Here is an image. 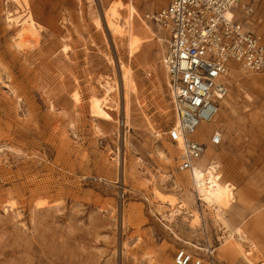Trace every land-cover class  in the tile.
Wrapping results in <instances>:
<instances>
[{
  "label": "rangeland",
  "instance_id": "obj_1",
  "mask_svg": "<svg viewBox=\"0 0 264 264\" xmlns=\"http://www.w3.org/2000/svg\"><path fill=\"white\" fill-rule=\"evenodd\" d=\"M119 1L140 14L134 22L146 38L135 58L125 41L115 42L105 21L106 10ZM247 1L256 10L250 28L264 37V0ZM28 2L40 35L18 49L7 21L15 5L0 0V264H174L181 248L205 260L213 251L218 264H247L243 256L225 253L228 234L197 200L191 180L175 184L177 156L167 148L173 145L167 132L176 119L162 62L166 43L158 40L166 35L149 18L164 0ZM120 13L127 15L126 9ZM121 63L132 70L138 89L128 118ZM235 70L217 118L223 143L213 148L224 181L236 187L227 217L258 248L255 262L264 264V74ZM252 77L262 84L253 88ZM105 81L115 87L110 123L89 112L90 93L103 95ZM77 88L79 106L72 98ZM51 103L66 122L53 115ZM215 129L200 125L198 139L207 145ZM152 177L160 192L176 199V208L187 204L172 225L169 209L160 211L145 184ZM11 205L15 212L7 214ZM193 210L202 217L197 232L189 229Z\"/></svg>",
  "mask_w": 264,
  "mask_h": 264
},
{
  "label": "built area",
  "instance_id": "obj_2",
  "mask_svg": "<svg viewBox=\"0 0 264 264\" xmlns=\"http://www.w3.org/2000/svg\"><path fill=\"white\" fill-rule=\"evenodd\" d=\"M149 16L167 36L163 66L168 74L172 106L177 122L169 140L182 144L178 172L194 174L207 145L197 136L202 124H213L221 103L229 94L233 69L264 74V37L250 28L256 10L247 0H164ZM243 17L242 21L240 18ZM223 135L212 132L210 144L220 146ZM198 201L201 194L196 191ZM174 264H218L181 248Z\"/></svg>",
  "mask_w": 264,
  "mask_h": 264
},
{
  "label": "bare ground",
  "instance_id": "obj_3",
  "mask_svg": "<svg viewBox=\"0 0 264 264\" xmlns=\"http://www.w3.org/2000/svg\"><path fill=\"white\" fill-rule=\"evenodd\" d=\"M11 1L15 5V10L8 12L7 21L9 26L14 28V30L16 31V47L18 49H23L31 40H38L40 35V28L37 26V23L33 19L28 0ZM127 6L128 7H125L124 4L120 1L117 3H113L112 6L106 10L104 17L107 27L111 32L115 42L118 43L119 41H125L129 57L135 58L140 51L146 37L143 38L137 34L138 27L134 22L137 17L140 18V14L138 13L137 9L131 3H129ZM124 9H126L127 13L125 18L122 17L120 13V11ZM95 25L97 29H102V24L99 18L95 19ZM146 26L147 28L149 27L147 24ZM149 32V29H145L146 34H148ZM158 40L162 44L166 43L167 46V36L166 39L159 38ZM65 51L67 52L66 49ZM109 62L110 64H114V61L111 58H109ZM237 72L238 71L235 69L231 70L229 74L230 79L232 78L233 80L236 77ZM121 73L125 90V111L126 117L128 118L129 113L131 112L130 102L132 95L138 96V89L133 79L132 70L123 63H121ZM167 79L168 88L170 90L168 74ZM248 83H250L253 88H256L257 86H259V84H262L261 79L255 77L250 78V81H248ZM101 87L104 88L103 95L97 91H92L89 95V112L91 116L98 121H104L107 123L114 122L115 120L110 113V111L114 108L110 105L109 102L111 93L114 91L115 87L109 81H105V83H102ZM11 90L14 94V97L18 98L16 90L12 87ZM72 98L76 105L79 106L81 104V95L78 88L72 93ZM249 98L251 99L250 96ZM138 103L140 107L145 108L146 104L143 101H139ZM222 104H227L226 98L223 99ZM49 107L55 117L59 118L60 121L62 120L63 122H66V115L58 112L54 104L51 103ZM217 118L213 123L214 128L216 129L220 126ZM175 122H177V120ZM149 125L152 133L156 137H163V134L155 129L153 123L149 122ZM61 137L63 139H67L65 138L66 133H62ZM202 140L205 142V139ZM171 146L172 147L167 148L173 156H177L176 160H178V158L182 154H184L182 144L179 141L177 146L175 144ZM159 155L161 161H163V159L165 158V154L163 152H160ZM166 159L170 160V158L168 157H166ZM217 160L218 154L210 144V142H208L205 154L197 162V168L195 169L194 174L191 175L189 172H179V174L175 178V184L179 186L180 184H184L188 180V178L189 180H191L194 192L198 191L201 194L202 202L208 208V210L212 212L213 219L220 225H223L225 228V233L228 234V236H226L225 238V253H227L229 256L235 257L241 255L246 260L247 264H257L255 262V259L258 248H256V246L251 242L250 237L243 229H241L240 227L233 228L232 222L227 217L228 212L237 201L235 193L236 187L233 186L230 182L224 181V175L220 171ZM145 184H148L152 187L154 198L161 206L160 211H163L165 208L169 209L170 214L167 217V220L169 225L174 224L176 215H180L182 213V208L187 209V204L183 202L182 204H180L179 208H176V199L169 197L170 195H165L160 192L158 182L155 177L147 180ZM184 191L185 193L189 192L187 190ZM187 197H189V194L187 195ZM42 204L43 203L41 202L39 203L40 206H43ZM5 211L7 214L15 212L14 206L11 205L5 208ZM190 217L192 219L189 223V229L193 232H197L198 230H200L202 225L201 214L199 211L193 210L190 212ZM192 246L198 250H203L196 245Z\"/></svg>",
  "mask_w": 264,
  "mask_h": 264
}]
</instances>
